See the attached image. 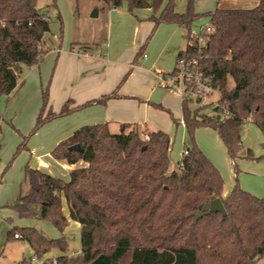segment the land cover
<instances>
[{"label": "trees", "instance_id": "16d2710c", "mask_svg": "<svg viewBox=\"0 0 264 264\" xmlns=\"http://www.w3.org/2000/svg\"><path fill=\"white\" fill-rule=\"evenodd\" d=\"M102 1L108 9L126 5L131 13L153 9L154 29L162 23L184 26L188 42L177 57L198 54L190 30L203 15L194 14L192 0L185 13L176 11L175 0ZM207 16L213 31L202 48L201 63L218 88L221 106L214 114L202 113V107L190 111L183 100L184 121L192 138L200 126L214 128L235 160L244 147L241 128L246 119L264 132V0L250 8L217 5ZM50 29V18L37 0H0V96L15 91L24 68L41 61L49 49L44 37ZM144 50L143 45L136 57ZM115 96L117 90L74 107L68 100L54 112L46 86L36 128ZM222 107L229 115L220 120ZM1 120L0 115V126ZM171 141L169 133L143 132L139 124L122 123L118 133L108 122L79 127L51 151L55 159L76 165L69 178L27 166L28 191L5 207L20 219L50 221L61 232L69 218L79 222L80 252L67 254L65 236L48 238L33 226L14 224L7 240L29 243L37 258L52 249L65 252L56 263L50 259L42 264H255L264 256V198L243 189L238 179L224 195L219 169L196 145L186 148L180 170H172ZM75 144L79 150L72 148ZM86 151L93 156L86 158ZM248 156L254 157L253 152ZM217 198L225 216L209 210L197 217L204 204Z\"/></svg>", "mask_w": 264, "mask_h": 264}, {"label": "crops", "instance_id": "0c3cea01", "mask_svg": "<svg viewBox=\"0 0 264 264\" xmlns=\"http://www.w3.org/2000/svg\"><path fill=\"white\" fill-rule=\"evenodd\" d=\"M175 2L176 11L179 13H185L191 7L190 0H182L179 8L178 0ZM205 2L192 0L195 15H202L211 10L210 7H204L207 5ZM256 3L258 4V0H217L215 7L221 5L223 8H250L257 5ZM104 9H107L108 24L105 50L96 51L89 45L76 44L78 41L73 38L65 40L60 37L62 41L48 47L38 64L25 68L26 72L20 85L22 87H17L11 94L6 95L9 97L14 92L27 91L31 85L37 102L35 111L39 112L42 90L48 86L49 106L52 111L59 112L68 100H72L70 106L74 107L117 90L118 96L111 97L106 104H92L49 121L51 129L57 132L55 145L68 138L79 127L99 122H108L111 131L112 125L120 130L122 123H131L151 131L166 130L168 133L173 117L170 119L169 115L164 113L166 110H172L170 113L176 118L175 123H181L178 99L156 84L158 75L170 72L178 53L187 46L184 26L162 23L154 29V22L150 20L151 14L148 12L138 14L137 9L135 13H131L126 5L113 9L105 6ZM100 12L99 9L98 14ZM157 35L159 41L155 44L152 39ZM143 45L144 54L136 57ZM19 109L22 110L23 107ZM49 154L48 151L38 156L35 168L49 172L53 161ZM62 165L70 169L76 167L67 162ZM26 190L28 191V187L25 193ZM228 193L224 192V195ZM11 198V195L0 198V257L11 242L7 240L9 229L14 224L28 226L27 222L20 220L15 210L5 207L6 204L17 200L12 201Z\"/></svg>", "mask_w": 264, "mask_h": 264}, {"label": "rangeland", "instance_id": "374dc122", "mask_svg": "<svg viewBox=\"0 0 264 264\" xmlns=\"http://www.w3.org/2000/svg\"><path fill=\"white\" fill-rule=\"evenodd\" d=\"M204 1L207 2V5L204 7H210L211 10L215 8L217 0ZM37 2L41 11L50 18L51 29L44 37L47 47H53L55 43L62 41L60 37H64L65 40L73 38L74 41H78L76 44L89 45L96 51L106 49L108 37L107 9L103 10L105 4L102 0H37ZM180 3H182V0H178V8L181 6ZM219 7L222 6L219 5ZM99 9L101 11L100 14L92 16V13L95 10L99 11ZM211 10L203 13V16L192 25L191 28L195 32H199L200 27L208 23L207 14ZM160 11L161 8L157 13L159 14ZM147 12L152 15L153 9L142 8L138 9L137 13L144 14ZM185 35L187 42V34ZM152 40L157 44L159 35ZM150 41L151 38L148 43ZM25 72L26 69L24 68L19 77L18 87H22L20 85ZM159 80L158 77L156 85L178 99L177 105L180 106L178 109H181L180 122L184 118L181 99L183 93L173 88L161 86ZM17 92H14L9 97L6 95L0 96V115L2 118L0 126V177L2 179L0 183V198L5 195L10 197L11 195L12 201L18 199L20 195L25 194V189L28 187L25 173L26 167L35 168V164L39 159L38 156L49 151V156L52 157L53 161L49 170H47L57 177L68 179L71 170L69 167L62 165L65 161L55 159L51 154L57 137L55 129H51V123L47 122L41 127L36 128L41 107L39 112L35 111L37 102L31 85H29L27 91ZM219 95L216 92L213 95V99L217 100ZM19 107H23V109L18 110ZM188 107L190 111H193L197 107H202V113H215L211 105H202L196 102V100H189ZM170 111L172 112V110H166L164 113L167 116L169 115L170 119L173 117L171 130L168 131L172 140L169 152L172 170H180L184 149L196 145L219 169L224 179V192L228 193L236 184V179H238V183L243 189L264 198V132L255 122L251 119L244 121L241 135L243 141L247 140L248 144L240 150L238 157L234 160L214 128L200 126L195 130L194 137L192 138L185 125L175 123L176 118H174V115ZM145 129V127L141 128L143 132ZM112 131L118 133L119 129L115 125H112ZM143 136L146 138V135ZM249 151L253 152L254 157L248 156ZM83 163L81 161L79 164ZM36 210L39 213L40 207L36 206ZM63 211L68 216V207L65 200H63ZM22 221L27 222L28 226L36 227L48 238L65 236L68 242L67 254L80 252L81 224L79 222L69 218L64 232H61L50 221L40 218H29ZM63 253L65 252L59 249H52L43 256L32 260L35 254L31 246L26 242L12 240L8 243L4 255L0 257V264H42L44 261L56 259ZM255 264H264V256L259 258Z\"/></svg>", "mask_w": 264, "mask_h": 264}, {"label": "built area", "instance_id": "2783aa9c", "mask_svg": "<svg viewBox=\"0 0 264 264\" xmlns=\"http://www.w3.org/2000/svg\"><path fill=\"white\" fill-rule=\"evenodd\" d=\"M213 31L211 23L202 25L199 32H195L194 29L190 30L191 45H197L198 54L193 57H177L175 61V67L172 71L158 75L159 83L165 88H173L181 91L183 100H196L199 104L212 106L217 108L221 106L218 99L214 100L213 95L218 92V88L214 85L209 77L205 75L202 59V48L206 45L207 35ZM229 112L226 108L222 107L219 119L223 120L227 118ZM181 124L185 125V121L182 118ZM184 154L188 153V149H184ZM34 257L33 259H35ZM54 263L56 261L54 260Z\"/></svg>", "mask_w": 264, "mask_h": 264}, {"label": "water", "instance_id": "95a60500", "mask_svg": "<svg viewBox=\"0 0 264 264\" xmlns=\"http://www.w3.org/2000/svg\"><path fill=\"white\" fill-rule=\"evenodd\" d=\"M97 15H98V10H95L92 13V16H97ZM246 144H248V141L247 140L243 141V146H245ZM72 148L79 150L80 146L78 144H75V145L72 146ZM90 156H93V154L91 152L86 151L85 152V157L88 158ZM209 210L219 211V212H221L223 214V216L226 215V209L224 207V204H223L221 198H217V199L213 200L212 202H208V203L204 204L201 207V210L196 215H197V217H200L203 212L209 211Z\"/></svg>", "mask_w": 264, "mask_h": 264}]
</instances>
